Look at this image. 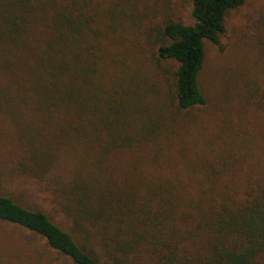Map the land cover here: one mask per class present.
Listing matches in <instances>:
<instances>
[{
  "label": "trees",
  "instance_id": "1",
  "mask_svg": "<svg viewBox=\"0 0 264 264\" xmlns=\"http://www.w3.org/2000/svg\"><path fill=\"white\" fill-rule=\"evenodd\" d=\"M243 3L192 0L193 24L169 21L157 29L153 42L157 57L175 63L172 92L178 110L206 103L198 81L205 58L204 41L223 48L220 36L226 30L225 16ZM46 6L53 13H46ZM59 7L54 0H0V79L6 82L0 86V95L9 97L11 90L15 98L25 97L39 104L54 136L72 134L83 142L85 155L87 147L92 149L93 157L97 155L94 149L101 139L105 140V147L100 148L104 153L128 141L129 146L142 141L149 145L156 139L153 156L158 157L162 147L157 123L165 119L160 97L153 99L133 92L132 101L126 104L113 96L101 108L104 113L91 115L98 110L91 102L100 97L94 83L97 78L93 81L91 77L101 58L97 49L101 42L94 46L90 41L101 34V21L106 20L102 25L108 28L104 33L107 38L115 18H125L127 13L111 4L103 10L75 14ZM14 56L17 62L10 59ZM82 62L89 68H83ZM25 161L16 168L21 166L33 178H42L50 163L43 151L30 160L25 157ZM99 161L95 164L103 169V176L89 179L74 175L53 187L51 203L56 217L26 208L0 193V221L27 234L22 248L32 235L42 239V253L63 256L71 264H130L129 254L137 248V240L148 236L169 240L170 235L159 233L157 226L162 231L169 219L174 224L181 203L189 200L199 210L189 238L194 243L203 240L190 256L179 254L177 243L162 242L163 254L157 264H264V184L254 195L235 197L219 195L218 180L202 179L204 196L197 199L192 184L179 179L184 171L174 169L168 172L170 177L156 183L128 178L116 188L119 186L109 175V162L103 167ZM82 162L89 167L93 158L86 157ZM187 167L197 169L192 164ZM57 216L66 223V229L61 221H55ZM18 258L17 251L0 243V264L24 263H16Z\"/></svg>",
  "mask_w": 264,
  "mask_h": 264
},
{
  "label": "rangeland",
  "instance_id": "2",
  "mask_svg": "<svg viewBox=\"0 0 264 264\" xmlns=\"http://www.w3.org/2000/svg\"><path fill=\"white\" fill-rule=\"evenodd\" d=\"M54 2L74 14L103 10L109 4L127 13L125 18H115L107 38L104 33L108 28L102 25L106 20L101 21V34L90 41L94 46L101 42L97 48L101 58L94 66V76L88 72L93 81L97 78L94 83L100 93V97L91 102L98 109L91 115L104 113L101 108L113 96L126 104L132 101L133 92L153 99L160 97L165 119L157 123V136L162 150L158 157L153 156L156 147V139H153L149 145L142 141L129 146L128 141L104 153L100 148L105 147V140L101 139L94 149L98 150L97 155L93 157V151L88 147L85 155L83 142L77 141L72 134H62L61 138L54 136V130L45 124L47 116L39 111V104L29 98H15L14 91L9 90V97L0 95L1 194L10 196L26 208L42 210L50 217H56L51 203L53 187L74 175L89 179L103 176V169L95 164L98 160H101L99 166L103 167L109 162V175L119 186L116 188H121L128 178L138 183H156L170 177L168 172L176 169L184 171L179 179L192 184L197 199L204 196L202 179L218 180L219 195L247 197V193L255 194L257 187L264 184V0H244L241 6L227 12L226 30L220 36L223 48L204 41L205 58L198 81L206 103L186 110H178L173 98L175 63L158 58L153 42L157 39V29L166 22L194 23L192 0ZM44 10L53 13L47 6ZM10 59L17 62L15 56ZM82 67L89 68L86 63ZM5 84L4 79H0V86ZM121 121L124 122L123 117ZM100 132L96 133L99 135ZM42 151L50 160L42 178L29 177L21 166L16 168V164L26 162L25 157L30 160ZM86 157L88 160L93 158L89 167H84L82 162ZM187 164L197 166V169L189 170L191 167ZM197 213L199 210L191 201H183L174 224L169 219L162 231L157 226L159 233L170 235L169 240L161 241V238L165 239L163 236L137 240V248L129 254L130 264H157L165 243H177L179 254L183 256L194 253L203 240L199 238L194 243L189 238V232L197 222ZM58 218L55 221L60 224ZM61 222L66 229V223ZM23 236L0 221V243L8 246L10 251H17L16 263L22 260V264H71L63 256L56 258L54 253H42L39 237L30 235L25 249L22 248L27 234ZM51 260L56 263H49Z\"/></svg>",
  "mask_w": 264,
  "mask_h": 264
}]
</instances>
